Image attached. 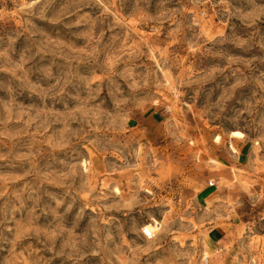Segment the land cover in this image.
<instances>
[{"label":"rangeland","instance_id":"rangeland-1","mask_svg":"<svg viewBox=\"0 0 264 264\" xmlns=\"http://www.w3.org/2000/svg\"><path fill=\"white\" fill-rule=\"evenodd\" d=\"M0 264H264V0H0Z\"/></svg>","mask_w":264,"mask_h":264},{"label":"crops","instance_id":"crops-1","mask_svg":"<svg viewBox=\"0 0 264 264\" xmlns=\"http://www.w3.org/2000/svg\"><path fill=\"white\" fill-rule=\"evenodd\" d=\"M210 196L211 195H209L207 199H209ZM206 202L209 203L210 201L207 200ZM209 204L211 205L212 202ZM211 231L213 234V239H215L217 243H221L225 241L229 242V240L232 238V235L234 234L233 225L231 223L223 224L220 227L213 228Z\"/></svg>","mask_w":264,"mask_h":264},{"label":"bare ground","instance_id":"bare-ground-1","mask_svg":"<svg viewBox=\"0 0 264 264\" xmlns=\"http://www.w3.org/2000/svg\"><path fill=\"white\" fill-rule=\"evenodd\" d=\"M231 135L233 137H236V138H244L245 137L244 133H242L240 131H234V132H232ZM147 228L152 230L155 233L160 230L158 222H156L155 225H153V224L148 225Z\"/></svg>","mask_w":264,"mask_h":264},{"label":"built area","instance_id":"built-area-1","mask_svg":"<svg viewBox=\"0 0 264 264\" xmlns=\"http://www.w3.org/2000/svg\"><path fill=\"white\" fill-rule=\"evenodd\" d=\"M211 187L214 186L213 182H210L209 184ZM143 235L146 239L148 240H152L155 238V232H153L152 230L148 229L147 227L143 229Z\"/></svg>","mask_w":264,"mask_h":264}]
</instances>
